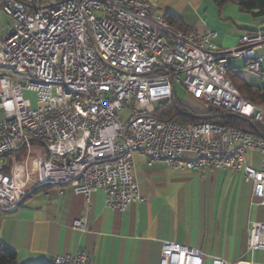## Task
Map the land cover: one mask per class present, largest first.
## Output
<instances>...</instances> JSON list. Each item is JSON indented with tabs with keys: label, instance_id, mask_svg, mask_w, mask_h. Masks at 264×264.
I'll use <instances>...</instances> for the list:
<instances>
[{
	"label": "built area",
	"instance_id": "2783aa9c",
	"mask_svg": "<svg viewBox=\"0 0 264 264\" xmlns=\"http://www.w3.org/2000/svg\"><path fill=\"white\" fill-rule=\"evenodd\" d=\"M157 1L0 0L15 22L0 35L1 209L13 207L20 192L7 155L21 148L27 160L33 147L35 166L31 172L25 164V181L34 175L41 185L66 184L88 204L98 190L106 206L120 211L144 201L127 172L135 152L175 170L241 172L264 204V135L155 115L174 98L179 82L193 98L264 128V108L241 96L228 76L234 59L260 72L263 57L256 48L264 33L247 32L237 45L222 48L211 41L212 30L174 28ZM24 90L44 104L29 108ZM125 107L128 116L120 113ZM251 150L261 157L259 168L246 162ZM73 226L83 231L86 219H75ZM247 247L264 249V221L250 224ZM199 256L198 249L174 241L161 244L162 264H195ZM51 264L92 261L77 250L55 255ZM212 264L226 262L215 258Z\"/></svg>",
	"mask_w": 264,
	"mask_h": 264
},
{
	"label": "crops",
	"instance_id": "0c3cea01",
	"mask_svg": "<svg viewBox=\"0 0 264 264\" xmlns=\"http://www.w3.org/2000/svg\"><path fill=\"white\" fill-rule=\"evenodd\" d=\"M156 4L163 16H176L183 28L199 34L214 31L211 41L222 48L237 45L247 32L264 33V19L253 18L234 2L221 8L214 0H158ZM3 13L7 14L0 6V19L8 23L11 16ZM256 52L263 57L260 72L247 70L244 60L234 59L228 76L264 89V42ZM246 162L259 168L261 157L251 150ZM25 164L33 172L34 156L26 160L22 152L10 169L14 177V170L24 171ZM127 172L144 201L132 202L123 211L106 206L102 190L92 193L88 204L83 194L73 193L66 184L41 185L34 175L25 181L23 174L16 204L0 209V243L16 252L18 264L51 262L55 255L77 250H85L92 264H162L165 240L198 249L195 264H212L215 258L226 264H264V249L247 247L250 224L264 221V204L252 194V182L244 180L241 172L175 170L170 163L150 161L139 152ZM81 217L86 219L83 231L73 226Z\"/></svg>",
	"mask_w": 264,
	"mask_h": 264
},
{
	"label": "trees",
	"instance_id": "16d2710c",
	"mask_svg": "<svg viewBox=\"0 0 264 264\" xmlns=\"http://www.w3.org/2000/svg\"><path fill=\"white\" fill-rule=\"evenodd\" d=\"M229 2L236 3L242 11L250 13L255 19H264V0H214V3L218 8H221L224 4ZM164 18L174 28H183L176 16L172 14H166L164 15ZM232 82L238 89L241 96L264 108V89L247 83L243 80H238L237 78H233ZM226 113L227 112L225 110L218 107H212L210 105H207V109L205 111H195L186 105L177 102L175 98H173V101L166 102L158 107L156 109L155 115L157 116V114H160L165 118L176 119L188 124L210 120L222 123L226 126L239 127L253 134L264 135V128L254 120L248 119L241 115H227ZM198 114H210L214 115V117L200 119L196 116ZM22 151L23 150L19 148L11 153V157L8 158L10 164L9 169L14 168V166L18 163L19 157L22 155ZM8 156L9 155H7V157ZM0 264H18L16 252L12 248L3 245L2 243H0ZM37 264H51V262H40Z\"/></svg>",
	"mask_w": 264,
	"mask_h": 264
},
{
	"label": "rangeland",
	"instance_id": "374dc122",
	"mask_svg": "<svg viewBox=\"0 0 264 264\" xmlns=\"http://www.w3.org/2000/svg\"><path fill=\"white\" fill-rule=\"evenodd\" d=\"M7 16L9 17V15H7ZM9 18H10V21L8 23L14 24L15 22L13 21V19L11 20V17H9ZM8 23L6 21V18L0 19V24L2 26V30L4 29V27ZM23 97L26 100L29 108H34L38 105L44 104V103L37 101L35 92H33L31 90H24L23 91ZM174 98L177 102L186 105L187 107L191 108L192 110L201 112V111H205L207 109V104H205L201 100L193 98L191 96V94L187 91V89L184 86H182L179 82H175V84H174ZM171 101H173V99L169 100L168 102H171ZM164 102H166V101H164ZM73 109L78 110L77 104L73 105ZM120 113L121 114L124 113L125 116H128L130 114L129 107H125L123 110H121ZM123 118L126 119V117H123ZM36 151H37V148L33 147L31 154L33 156H35ZM32 165H33V163H32ZM14 172H15V185L19 186L23 183L24 171L21 168H16L14 170ZM31 182H33V181H30L27 185L30 186L32 184ZM26 187H24L23 191H26V189H27Z\"/></svg>",
	"mask_w": 264,
	"mask_h": 264
},
{
	"label": "water",
	"instance_id": "95a60500",
	"mask_svg": "<svg viewBox=\"0 0 264 264\" xmlns=\"http://www.w3.org/2000/svg\"><path fill=\"white\" fill-rule=\"evenodd\" d=\"M227 115H236V114H234V113H229V112H227L226 113ZM198 118H200V119H208V118H211V117H214V115H210V114H198V115H196Z\"/></svg>",
	"mask_w": 264,
	"mask_h": 264
}]
</instances>
